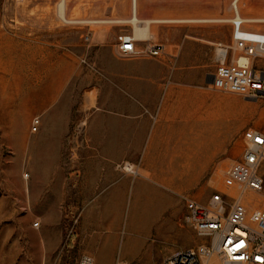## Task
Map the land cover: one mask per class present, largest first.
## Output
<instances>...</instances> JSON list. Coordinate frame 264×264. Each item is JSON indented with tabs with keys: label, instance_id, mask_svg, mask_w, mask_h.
<instances>
[{
	"label": "rangeland",
	"instance_id": "374dc122",
	"mask_svg": "<svg viewBox=\"0 0 264 264\" xmlns=\"http://www.w3.org/2000/svg\"><path fill=\"white\" fill-rule=\"evenodd\" d=\"M132 3L66 0L65 22L58 16L59 0H0V264H78L83 256H90L95 264L92 255L65 257L61 252L49 258L38 247L42 194L35 193L37 201L28 202L33 177L28 170L26 143L32 137L25 125L28 112L41 97L43 70H51V78L58 77L53 71L69 65L55 59L61 56L90 72L91 35L104 45L133 35ZM237 6L234 0H137V17L160 21L151 24L149 40L165 46L163 57L172 67L199 68L205 75L215 71L218 44L232 45L231 22L236 10L247 20L246 29L264 33V23L248 22L264 18V0H240ZM44 57L50 61L44 63ZM87 72L70 81L60 101L67 112L57 113L56 119L68 116L70 110L72 121L81 123L77 110L84 101ZM178 78L182 83L173 87L179 88V113L189 121L179 123L180 159L167 162L165 174L155 178L162 191L172 197V204L155 216L148 246L138 249L139 255L131 257L132 264H160L172 255L165 253L199 244L184 221L183 197L204 202L215 190H221L223 172L241 158L244 134L249 130L264 133V100L250 101L237 94L187 84L190 80L182 72ZM262 174L264 178V167ZM38 179L41 182L42 177ZM245 201L250 210L264 206V188L258 194H248ZM133 211L129 202L126 219H132ZM150 211L141 209L143 213ZM75 218L68 215L64 234L72 231ZM36 222L39 227H34ZM133 236L123 230L120 255L128 251ZM124 259L116 257L115 264H125Z\"/></svg>",
	"mask_w": 264,
	"mask_h": 264
},
{
	"label": "crops",
	"instance_id": "0c3cea01",
	"mask_svg": "<svg viewBox=\"0 0 264 264\" xmlns=\"http://www.w3.org/2000/svg\"><path fill=\"white\" fill-rule=\"evenodd\" d=\"M144 42H137V47ZM90 43V72L61 56L55 59L69 65L53 71L58 77L43 70L41 97L25 125L32 137L26 143L33 177L28 202L37 201L35 193L42 194V228L36 231V243L46 257L88 254L95 257V264H115L120 256L132 264L138 249L148 246L153 219L172 204L155 178L165 174L167 162L180 159L179 123L189 121L180 116L179 88L173 85L182 83L178 78L182 72L190 80L185 83L210 88L214 71L202 75L199 68H175L163 56L122 57L121 39L104 45L92 34ZM84 72V101L77 110L81 123L72 121L70 110L56 119L57 113L67 110L60 101L70 81ZM32 118H40L37 132L31 131ZM79 125L81 140L76 137ZM123 163L133 165L138 176L121 172L118 166ZM129 202L134 209L131 220L126 219ZM142 208L152 211L143 213ZM72 214L76 216L72 231L64 234L66 218ZM123 230L134 236L128 251L120 255Z\"/></svg>",
	"mask_w": 264,
	"mask_h": 264
},
{
	"label": "built area",
	"instance_id": "2783aa9c",
	"mask_svg": "<svg viewBox=\"0 0 264 264\" xmlns=\"http://www.w3.org/2000/svg\"><path fill=\"white\" fill-rule=\"evenodd\" d=\"M66 0H59L65 5ZM232 45L218 44V56L213 73V90L233 93L250 101L264 100V33L248 30L238 13L232 20ZM86 40L89 37L86 36ZM134 35L121 39L122 57L146 56L161 58L165 46L145 40L137 47ZM219 51L221 54L219 55ZM40 118L32 121V132H37ZM78 140L83 138L80 125ZM264 133L249 130L244 134V147L239 161L223 172L221 190H215L207 201L184 196V221L199 244L179 249L160 264H264V206L250 210L248 194L263 191ZM118 169L134 177L135 167L123 163ZM39 222L34 224L38 227ZM78 264H94L90 256H83Z\"/></svg>",
	"mask_w": 264,
	"mask_h": 264
},
{
	"label": "bare ground",
	"instance_id": "6f19581e",
	"mask_svg": "<svg viewBox=\"0 0 264 264\" xmlns=\"http://www.w3.org/2000/svg\"><path fill=\"white\" fill-rule=\"evenodd\" d=\"M239 2H240V0H234V5H235V7L237 9H238L237 5H238ZM132 9H133V18L130 20V22H132L134 24V28L135 29H134V34L133 35H134L135 39L138 42L139 41L143 42L145 40H148L150 38L151 24L152 23H158L160 21L159 20H147V21L140 20L137 17V0H133ZM66 11H67L66 5H62V4L58 5V16H59V18L62 21H65V22L67 21ZM236 13L239 14V11L236 10ZM244 21L246 22L247 20L244 19ZM248 22H251V23H264V18H252V19H249ZM220 54H221V52L219 51V55Z\"/></svg>",
	"mask_w": 264,
	"mask_h": 264
},
{
	"label": "water",
	"instance_id": "95a60500",
	"mask_svg": "<svg viewBox=\"0 0 264 264\" xmlns=\"http://www.w3.org/2000/svg\"><path fill=\"white\" fill-rule=\"evenodd\" d=\"M213 79H214V78H213V75H212L209 84H213Z\"/></svg>",
	"mask_w": 264,
	"mask_h": 264
}]
</instances>
